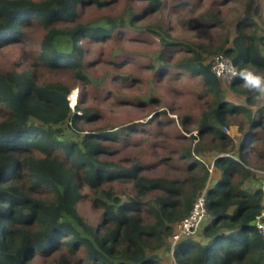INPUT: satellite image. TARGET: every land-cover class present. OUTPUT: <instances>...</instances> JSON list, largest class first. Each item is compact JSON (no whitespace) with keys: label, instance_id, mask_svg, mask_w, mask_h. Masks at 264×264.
<instances>
[{"label":"trees","instance_id":"obj_1","mask_svg":"<svg viewBox=\"0 0 264 264\" xmlns=\"http://www.w3.org/2000/svg\"><path fill=\"white\" fill-rule=\"evenodd\" d=\"M118 1L0 0V46L33 45L31 70L0 67V264H162L159 253L204 190L211 219L179 240L175 263L264 264L254 228L264 190H252L258 174L249 168L252 160L264 168V109L257 118L249 109L259 92L242 75L264 76L260 0H122L121 8ZM150 39L158 47L148 62L153 76L192 83L201 108L180 114L153 88L120 93L137 78L121 72L118 43ZM109 44L111 53H94ZM218 54L238 72L228 86L211 69ZM105 63L113 71L101 70ZM76 87L82 95L72 109ZM88 97L147 109L152 118L116 126ZM105 120L79 140L61 139L63 126L76 132ZM233 125L237 140L224 131Z\"/></svg>","mask_w":264,"mask_h":264},{"label":"rangeland","instance_id":"obj_2","mask_svg":"<svg viewBox=\"0 0 264 264\" xmlns=\"http://www.w3.org/2000/svg\"><path fill=\"white\" fill-rule=\"evenodd\" d=\"M38 1V0H37ZM255 1V0H254ZM261 6H262V15L264 18V0H260ZM123 1H118V6H122ZM93 14H96L95 12H92ZM103 14V12H99V15ZM172 22L177 25H179V20L177 18L172 19ZM176 27V26H175ZM175 36H184L188 39H199L200 36L206 37L208 34H199V33H186L183 32H177L174 33ZM119 46L123 49L124 53L122 57L119 55V61L126 62L124 68L121 69V72L127 75H134L137 79H133L131 81V84H133V87H129L127 89L120 88L121 94H127L129 96H141L151 88L157 92L159 96H162L166 100V106L167 108L174 106L178 113L185 114L187 112L193 111L195 112L199 108H201L203 100H197V97L194 95V92H199L200 89L196 88L192 83L185 84L181 81L175 80L174 78H155L153 76L154 70L152 68H149L148 62L150 58L155 54V52L158 50L157 42L153 41V39H150V41L147 40H140L137 42H130V41H123L118 43ZM112 44H109L108 46L103 47H94V53L99 54L100 52H103V54H107L108 52L111 53ZM33 49L32 44H25L20 43L18 45H10L7 47L0 46V67L3 69L6 68H12L13 66H16L19 71L23 70H31L30 69V63H29V54L30 51ZM126 54V55H125ZM216 56V55H215ZM102 69H109L113 71V66L110 63H105L100 68ZM226 86L229 84L224 83ZM81 93V87H76L71 94L69 95V102L72 109L76 106V104L79 101ZM74 94V95H73ZM85 96V93L83 94ZM231 95V94H230ZM232 96V95H231ZM87 97V95H86ZM88 105L95 106L99 109L105 110L108 120L113 125H120L122 123H128V122H136L141 124H148L152 118V115L150 114L149 110H140L136 108L135 106L131 105H123L119 106L116 101L113 98H108L107 100H101V99H94L88 97L87 101ZM170 117L172 120L175 121L177 116L175 114H170ZM106 123V120L100 124L95 123H88L84 122L79 125V130L74 132L69 130V126H63L62 127V140H79L82 138L83 134L88 132L89 130H94L100 128V126L104 125ZM236 123L243 124L244 122L239 117L236 120ZM238 125L228 126V128L232 129V127H238ZM225 131V130H224ZM84 132V133H83ZM226 132V131H225ZM239 136V135H238ZM239 137H235L237 140ZM213 157L205 159V163L210 166L214 163ZM251 166V167H250ZM250 170L253 172L257 171H264V168H259V165H257L256 162L253 160L250 163ZM213 167V166H211ZM158 173H169L172 176H180L179 172H175L168 168H160L158 170ZM215 174L216 170H214V174H211L212 183H214L215 180ZM258 174V173H257ZM216 177L218 178V175L216 174ZM210 178V179H211ZM211 183V184H212ZM253 189H256L259 187V179L256 178L253 182ZM206 224V222L203 223V226ZM198 233V232H197ZM200 233V232H199ZM199 233L197 234V238H199ZM160 259L162 264H176L174 257L171 255V240L167 247L163 249L159 253Z\"/></svg>","mask_w":264,"mask_h":264},{"label":"built area","instance_id":"obj_3","mask_svg":"<svg viewBox=\"0 0 264 264\" xmlns=\"http://www.w3.org/2000/svg\"><path fill=\"white\" fill-rule=\"evenodd\" d=\"M211 69L213 74L222 82L230 84L233 79L238 75V72L233 64L232 59L223 54H218L213 57L211 63ZM224 130L231 137L232 129L225 127ZM238 160L232 154H227ZM212 168L210 172L212 173ZM259 179V187L264 190V171H257ZM207 192L204 190L200 194L193 204L190 215L177 225V231L171 239V255L173 256L174 248L179 240L192 236L203 225L204 222H209L211 216L207 211ZM254 228L258 230L261 237L264 239V207L260 214L256 217L254 222Z\"/></svg>","mask_w":264,"mask_h":264},{"label":"crops","instance_id":"obj_4","mask_svg":"<svg viewBox=\"0 0 264 264\" xmlns=\"http://www.w3.org/2000/svg\"><path fill=\"white\" fill-rule=\"evenodd\" d=\"M264 54V53H263ZM230 98H232L235 106L237 107H245L246 106V103H245V98L242 97L241 95H238V94H235V93H230ZM249 109H251L253 111V113H255L256 115V118L257 116H260L262 117V114L261 113H258V111L260 109H264V98H259L258 97V102L255 106H253L252 108L249 107ZM232 137H240L241 136V133H239V128L236 127H232ZM239 135V136H238ZM212 183V181H211ZM215 183V182H214ZM212 183V185L214 184Z\"/></svg>","mask_w":264,"mask_h":264},{"label":"clouds","instance_id":"obj_5","mask_svg":"<svg viewBox=\"0 0 264 264\" xmlns=\"http://www.w3.org/2000/svg\"><path fill=\"white\" fill-rule=\"evenodd\" d=\"M242 75L246 85L259 92V98H264V76L257 75L253 72H247Z\"/></svg>","mask_w":264,"mask_h":264}]
</instances>
